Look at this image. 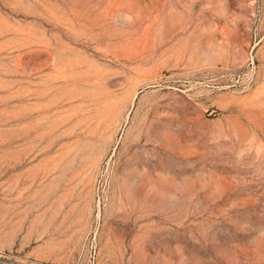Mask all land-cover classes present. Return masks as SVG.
<instances>
[{
    "label": "rangeland",
    "instance_id": "obj_1",
    "mask_svg": "<svg viewBox=\"0 0 264 264\" xmlns=\"http://www.w3.org/2000/svg\"><path fill=\"white\" fill-rule=\"evenodd\" d=\"M0 264H264V0H0Z\"/></svg>",
    "mask_w": 264,
    "mask_h": 264
}]
</instances>
